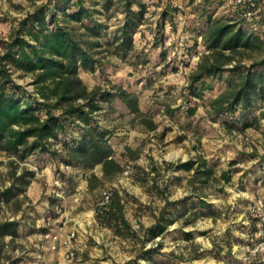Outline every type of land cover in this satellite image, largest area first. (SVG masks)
Segmentation results:
<instances>
[{
    "label": "rangeland",
    "instance_id": "rangeland-1",
    "mask_svg": "<svg viewBox=\"0 0 264 264\" xmlns=\"http://www.w3.org/2000/svg\"><path fill=\"white\" fill-rule=\"evenodd\" d=\"M48 1L52 6L53 0H0V41L28 12ZM211 1L214 15L231 11L220 0ZM141 2L145 12L125 52L118 48V28L125 18L118 0L107 9L103 0H82L104 24L97 46H87L95 37L80 23L67 24L74 25L100 62L95 70L79 72L87 86L110 89L115 83L136 92L141 110L156 128L148 129L117 98L99 99L94 115L110 132L124 169L102 178L97 165L91 171L101 181L95 186L92 180L93 187L88 185L90 170L58 158H38L37 153L19 159L0 151V222H16V235L0 237V264H264V95L253 109L257 121L242 129L241 123L227 125V115L211 113L210 99L224 89L223 83L215 82L202 98L188 96V74L203 50L200 37L194 43V26L204 20L197 17L203 0L192 5L187 0ZM166 4L178 9L163 19ZM13 77L35 93L29 74L14 71ZM125 146L136 159L123 154ZM201 161L213 171L207 182L195 180L193 169L177 168L183 162H193L194 168ZM223 171H228V181L221 178ZM11 184L14 194L5 200L1 192ZM103 191L121 196L135 235L118 233L99 220L96 209ZM199 196L211 205L195 218L198 207L192 201ZM183 198L188 210L178 213L167 206L164 229L149 237L146 229L157 221L165 200ZM69 247L75 252L72 260L65 259ZM147 249H155L151 255L157 263L147 259Z\"/></svg>",
    "mask_w": 264,
    "mask_h": 264
},
{
    "label": "trees",
    "instance_id": "trees-1",
    "mask_svg": "<svg viewBox=\"0 0 264 264\" xmlns=\"http://www.w3.org/2000/svg\"><path fill=\"white\" fill-rule=\"evenodd\" d=\"M118 1L125 12L124 22L118 28L121 40L118 48L125 52L132 47L131 36L143 17L145 5L141 0ZM195 1L187 0V3L192 5ZM211 2L203 0L197 11V17L204 20L194 26V43L200 37L203 50L188 74L186 94L202 98L206 92H212L215 82L223 83L224 89L210 99L211 113L227 115V125L241 123L242 129L257 121L253 109L264 95V11L245 16L242 7L228 5L229 13L216 16L209 7ZM50 3L28 12L11 29L7 39L0 41V151L19 159L37 153L38 158H58L66 165L90 171L100 165L102 178L119 174L124 167L115 156L110 132L99 125L94 115L100 107L98 100L117 98L148 129L154 130L157 124L141 110L136 92L115 83L110 89L87 86L79 72L95 70L100 62L85 48L74 25L67 23L71 20L80 23L88 35L95 37V41L86 42L89 47L100 44L98 38L104 35V24L92 17L82 0H53L52 6ZM111 5L112 0H103L104 8ZM177 9L166 4L162 18H172ZM14 71L31 76L34 94L15 80ZM189 109L191 114L195 112V108ZM124 150L123 154L129 153L130 159H136L129 146ZM193 166V162H183L177 168L193 169L194 179L201 182L212 177V168L205 162H196ZM221 178L228 181V171H223ZM87 179L89 187L94 186L92 180L95 186L101 181L93 171ZM13 194L12 184L1 192L5 200ZM192 204L198 207L193 212L195 218L211 205L201 196ZM167 206L178 213L188 210L185 198L165 200L157 221L146 229L149 237L164 229ZM96 214L102 223L114 227L118 233L135 235L116 191ZM15 225V221L0 222V237L16 235ZM154 251L147 249L144 253L148 254V260L157 263L151 255ZM131 263L129 260L124 264Z\"/></svg>",
    "mask_w": 264,
    "mask_h": 264
},
{
    "label": "built area",
    "instance_id": "built-area-1",
    "mask_svg": "<svg viewBox=\"0 0 264 264\" xmlns=\"http://www.w3.org/2000/svg\"><path fill=\"white\" fill-rule=\"evenodd\" d=\"M227 5L230 6H239L243 8V14L245 16H254L257 15L259 12L264 11V0H223ZM111 193L108 191H103L101 200L99 202L98 208L96 212L100 211L101 207H104L108 204L110 200ZM74 238V233H71L67 236V241L70 244L72 239ZM74 250L73 248H67L65 252V259L72 260L74 257Z\"/></svg>",
    "mask_w": 264,
    "mask_h": 264
}]
</instances>
